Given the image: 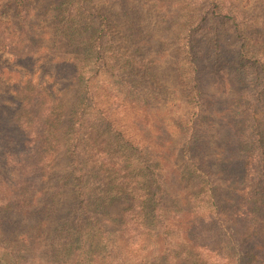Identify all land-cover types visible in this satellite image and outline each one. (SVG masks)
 Here are the masks:
<instances>
[{
    "label": "trees",
    "instance_id": "obj_1",
    "mask_svg": "<svg viewBox=\"0 0 264 264\" xmlns=\"http://www.w3.org/2000/svg\"><path fill=\"white\" fill-rule=\"evenodd\" d=\"M151 1L105 9L96 0H0L17 11L16 23L0 21V46L31 68L57 67L50 81L29 73L10 106L0 103V264H32L39 254L51 264H120L113 251L123 242V262L144 253L166 191L137 118L150 107L145 83H161L160 61L149 57ZM158 1L173 22L163 35L175 43L180 159L198 184L195 257L264 264V15L237 0ZM226 99L230 119L216 130ZM19 223L25 233L16 237Z\"/></svg>",
    "mask_w": 264,
    "mask_h": 264
},
{
    "label": "rangeland",
    "instance_id": "obj_2",
    "mask_svg": "<svg viewBox=\"0 0 264 264\" xmlns=\"http://www.w3.org/2000/svg\"><path fill=\"white\" fill-rule=\"evenodd\" d=\"M105 9H109L111 5L119 2V0H96ZM164 1V0H163ZM166 1V0H165ZM165 3V2H163ZM162 1L154 0L149 2L150 12L153 13V20L150 23V32H152L153 43L152 50L149 54L150 59L159 60L157 71L161 75V83L152 85L145 83L146 92L150 99V107L145 112L138 114V122L144 128L145 137L150 143L156 159L162 165L164 170L165 195L163 198L162 218L153 219L150 226V231L146 236V245L144 253L140 254V259L133 260L127 263L130 264H200L195 257L191 240V219H190V200L193 194L198 190V184L183 168L180 159V133L178 131L177 121L182 114V108L178 107L181 101L180 88L176 79L171 75L173 72L169 65L171 61L174 63L175 43H171L169 38L163 34L170 31V26L173 22L165 23L164 13L165 5ZM104 4V5H103ZM237 5L240 10L247 11L255 16L264 15L262 10L263 4L259 0H237ZM33 8H38L39 5L33 4ZM1 7L0 21L6 25L7 21L16 23V7L11 5V8ZM170 14V12H168ZM30 20L35 21L31 16ZM38 23V22H37ZM154 23V26L152 25ZM156 27V28H153ZM168 29L166 32L165 29ZM166 37V38H165ZM165 46L167 54L163 55L162 44ZM0 46V103L10 106L12 95L15 94V87L19 80H23L29 73L34 77H41L43 81L52 80L51 76L56 72V66L44 64L45 70L40 65L39 61L35 68H31L20 60H16L14 54L17 50H9ZM172 57V60H171ZM55 64V62H52ZM56 82L55 88L63 92L67 85H62ZM65 87V88H64ZM64 94V92H63ZM221 107L216 108L214 112L213 123L216 130L222 129L223 124H228L230 115L226 112L229 107V102H220ZM6 112L0 106V123L6 121ZM10 122L11 118L8 115ZM227 129V128H226ZM228 130V129H227ZM224 141V140H223ZM221 144L223 142L221 141ZM222 147H225L222 145ZM221 153V149L218 148ZM219 157V156H218ZM224 165V164H223ZM224 184L229 186V175L223 174ZM47 212H45V215ZM53 216L56 218L53 212ZM12 222H17V219H12ZM7 224V232L9 231ZM15 226V225H13ZM25 225L19 223L15 226L18 229L16 237H20L25 233ZM3 229V228H2ZM4 230V229H3ZM5 231V230H4ZM120 245H123L120 249ZM118 249L114 248V253L120 257V264H127L121 260V256L126 254L129 249L125 242L120 243ZM124 248V249H123ZM109 250L111 248H108ZM119 261V259H118ZM117 261V262H118ZM32 264H51V259L47 256L39 254L32 261Z\"/></svg>",
    "mask_w": 264,
    "mask_h": 264
}]
</instances>
